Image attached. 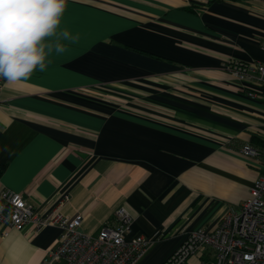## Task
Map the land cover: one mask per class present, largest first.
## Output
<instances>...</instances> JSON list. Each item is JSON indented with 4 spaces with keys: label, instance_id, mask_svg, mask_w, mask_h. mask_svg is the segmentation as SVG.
<instances>
[{
    "label": "crops",
    "instance_id": "obj_1",
    "mask_svg": "<svg viewBox=\"0 0 264 264\" xmlns=\"http://www.w3.org/2000/svg\"><path fill=\"white\" fill-rule=\"evenodd\" d=\"M79 35L47 68L0 92V189L43 210L83 214L96 234L123 205L136 264H165L190 231L215 230L262 170L264 87L230 61L264 60V0H68ZM0 264H39L61 229L2 233ZM203 247L181 264H215Z\"/></svg>",
    "mask_w": 264,
    "mask_h": 264
},
{
    "label": "built area",
    "instance_id": "obj_2",
    "mask_svg": "<svg viewBox=\"0 0 264 264\" xmlns=\"http://www.w3.org/2000/svg\"><path fill=\"white\" fill-rule=\"evenodd\" d=\"M237 78H254L264 87V60L230 61L226 65ZM3 78H0V92ZM245 156L261 160L262 170L250 187V195L239 206L230 208L215 230L198 229L168 258L165 264H181L203 247L213 249L215 264H264V148L246 143L240 148ZM70 200L62 194L58 205L43 210L28 202L22 192L10 187L0 189L2 233L11 228L32 225L40 230L47 225L61 229L58 244L39 264H136L154 240L143 234L128 237L133 215L123 205L115 210V222L104 224L96 234L83 230V214H65L60 208Z\"/></svg>",
    "mask_w": 264,
    "mask_h": 264
},
{
    "label": "clouds",
    "instance_id": "obj_3",
    "mask_svg": "<svg viewBox=\"0 0 264 264\" xmlns=\"http://www.w3.org/2000/svg\"><path fill=\"white\" fill-rule=\"evenodd\" d=\"M68 0H0V78L9 84L26 81L47 68L53 52L66 51L65 41L79 35L60 29Z\"/></svg>",
    "mask_w": 264,
    "mask_h": 264
},
{
    "label": "trees",
    "instance_id": "obj_4",
    "mask_svg": "<svg viewBox=\"0 0 264 264\" xmlns=\"http://www.w3.org/2000/svg\"><path fill=\"white\" fill-rule=\"evenodd\" d=\"M261 144L263 145L262 147H264V140L261 142ZM1 172V171H0Z\"/></svg>",
    "mask_w": 264,
    "mask_h": 264
}]
</instances>
